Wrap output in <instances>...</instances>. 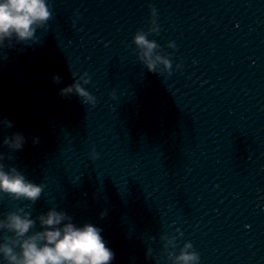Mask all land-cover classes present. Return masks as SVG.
<instances>
[{"label":"water","instance_id":"obj_1","mask_svg":"<svg viewBox=\"0 0 264 264\" xmlns=\"http://www.w3.org/2000/svg\"><path fill=\"white\" fill-rule=\"evenodd\" d=\"M49 3L40 43L0 47V163L45 186L34 205L0 198V219L64 211L102 230L112 264H172L164 237L200 264H264V0ZM152 7L148 39L172 61L155 73L134 44ZM84 73L95 107L59 95ZM16 132L26 142L12 152Z\"/></svg>","mask_w":264,"mask_h":264},{"label":"clouds","instance_id":"obj_2","mask_svg":"<svg viewBox=\"0 0 264 264\" xmlns=\"http://www.w3.org/2000/svg\"><path fill=\"white\" fill-rule=\"evenodd\" d=\"M151 26L148 31H138L134 37V44L139 52L140 61L147 69L155 73L157 63L171 69V59L158 54L160 45L149 40L150 35H159L158 13L155 7L151 9ZM53 18V11L49 0H0V47H13L15 43L34 41L40 43L36 37L37 29H48V22ZM169 48L175 49L176 44L169 42ZM179 66V65H178ZM83 82H75L60 90L62 98L70 99L73 94L82 98V103L93 107L97 99L82 85H89L91 77L84 73L80 77ZM62 78L57 74L53 77V83H60ZM112 99H117L115 92ZM7 128H12L11 121L5 120ZM26 142L23 133L16 132L11 137L4 138V145L12 152L22 151ZM40 138H33V144L38 145ZM91 158L96 160L99 154L93 149ZM5 156L0 154V161ZM8 159H12L11 156ZM43 184L29 182L21 171L15 167L6 169L4 163H0V198L7 196L15 201H30L34 205L44 192ZM101 219L107 216V209L101 212ZM37 223L39 229H37ZM0 231L11 233L4 236V242L0 244V256H3L6 264H112L115 253L107 246L103 239L102 230L92 224L82 227L72 222V217L64 211L51 209L32 217L31 211L20 208L9 212L0 219ZM182 236L183 234L180 233ZM154 239V238H153ZM167 241L164 245L168 259L172 264H200V256L193 249L191 243H186L179 255L174 251L176 237H164ZM146 257H152V249L148 248Z\"/></svg>","mask_w":264,"mask_h":264}]
</instances>
